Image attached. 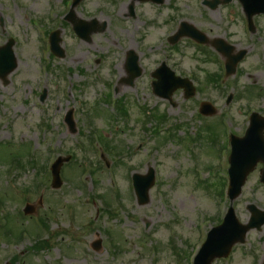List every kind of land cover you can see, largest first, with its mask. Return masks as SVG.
I'll return each mask as SVG.
<instances>
[{
    "label": "rangeland",
    "instance_id": "obj_1",
    "mask_svg": "<svg viewBox=\"0 0 264 264\" xmlns=\"http://www.w3.org/2000/svg\"><path fill=\"white\" fill-rule=\"evenodd\" d=\"M200 1L135 3V17L129 18L131 0H83L74 9L77 18L95 20L98 28L105 24L103 32L85 42L63 24L71 0H0V47L13 38L17 61L7 83L0 82V264H192L206 233L220 224L229 207L226 196L219 195L228 167L223 160L226 127L242 136L251 112L264 115V16L253 18L256 31L250 34L237 0L214 11L200 6ZM181 22L209 39L225 40L237 52L246 51L223 89L210 86L212 79L206 78L222 73L220 57L218 62H202L204 57L188 39L173 47L166 43ZM57 29L65 57L46 59V32ZM127 51L138 54L143 69L133 87L122 81L128 78ZM165 59L177 75L193 82V98L184 100L183 92L176 91L169 104L152 94L150 73ZM108 93L122 99L129 112L127 122L108 115ZM228 95L232 99L226 105ZM203 101L215 107L212 118L200 119L198 106ZM141 107L167 115V134L156 136L143 129L146 117ZM70 111L74 133L64 122ZM149 121L152 128L155 120ZM93 135L122 147L121 162L115 164L116 159L99 147L89 148ZM21 144L31 146L36 168L23 159L26 169L8 172L14 150L26 156V149L17 148ZM68 156L60 169L62 186L52 190L49 166L55 158ZM45 165L48 174L39 173ZM150 167L155 182L147 202L139 206L131 176L145 175ZM83 169L96 171L79 179ZM258 172L256 168L248 176L231 202L241 224L249 220V204L264 211ZM35 184L41 185L39 193ZM25 204L34 206L32 216L23 215ZM40 220L47 226L44 232L35 227ZM9 229L12 234H7ZM19 231L28 236L16 238ZM37 236L47 242L39 251L32 246ZM97 241L100 248L93 251ZM213 264H264V225L249 231L228 260Z\"/></svg>",
    "mask_w": 264,
    "mask_h": 264
},
{
    "label": "water",
    "instance_id": "obj_2",
    "mask_svg": "<svg viewBox=\"0 0 264 264\" xmlns=\"http://www.w3.org/2000/svg\"><path fill=\"white\" fill-rule=\"evenodd\" d=\"M80 0H77L78 3ZM158 2V0H152ZM243 6V11L245 12L248 19L255 14L264 13V0H239ZM219 1L214 0L213 2H206L208 7L215 9ZM73 23L74 31L80 36L84 37V33L81 31L82 28H87V34H89L90 29H92L91 24L83 22H75L73 12H71L66 18ZM189 29L193 30L187 24H181L179 31L174 36L172 43H175L179 38L187 36L197 39L201 43L208 44V41L201 34H192ZM94 30H91V32ZM194 31V30H193ZM90 32V33H91ZM196 32V31H195ZM58 35L57 33L55 34ZM58 39H53V50L58 51L57 43ZM215 49L222 53L227 59V76L231 75L235 71L236 64L244 57L245 52H238L235 55H231L233 48L227 46L222 40L215 43ZM11 44H8L0 52V78H4L8 73H10L15 67V60L10 52ZM131 54V53H130ZM129 54V56H130ZM128 56V57H129ZM131 57V56H130ZM129 57V58H130ZM129 60V59H128ZM136 58H132L131 62H135ZM140 72H136L130 77V83L133 79L139 75ZM157 78V76H154ZM185 83V82H184ZM160 83L157 84L156 91L162 93V95H167V92L162 90ZM189 85V91L186 94V98L191 97L194 94V89L191 84ZM177 87V86H175ZM174 90V89H173ZM170 91V94L172 91ZM209 110L210 114L214 113L210 106L206 103L201 105L200 112L205 114L203 110ZM253 118L258 119L257 115H253ZM67 123L72 125L71 116L67 118ZM260 131V128L257 132ZM247 138L238 141L233 148V153L230 157V169L229 174L232 181L231 189V199L236 198L240 193V188L243 185L247 174L253 169L255 162L258 159H264V149L261 150L260 146H256L254 142L249 140H254V132L247 133ZM259 140V136L257 135ZM263 148V147H262ZM67 160L58 159L52 168L53 183L52 188L57 189L60 187L61 182L59 180V169L61 164ZM260 181L264 183V172L260 175ZM134 188L136 195L138 197V203L140 205L147 202V191L152 186L153 182V172L150 171L145 177L134 176L133 177ZM30 208L28 207L25 213ZM251 212V218L247 225H239L235 220L232 209L228 211L226 218L224 219L223 225L218 228L213 229L208 236L206 243L202 246L198 256L195 259V264H210L217 257H225L229 253L232 245L236 242H244L245 234L251 229H259L264 224V213H259L253 206L248 207ZM31 213V212H30Z\"/></svg>",
    "mask_w": 264,
    "mask_h": 264
},
{
    "label": "trees",
    "instance_id": "obj_3",
    "mask_svg": "<svg viewBox=\"0 0 264 264\" xmlns=\"http://www.w3.org/2000/svg\"><path fill=\"white\" fill-rule=\"evenodd\" d=\"M14 157L16 158V160H17L18 163H22L23 162L22 157H20L18 154L14 155Z\"/></svg>",
    "mask_w": 264,
    "mask_h": 264
}]
</instances>
